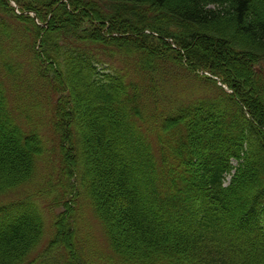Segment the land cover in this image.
<instances>
[{"label":"trees","instance_id":"16d2710c","mask_svg":"<svg viewBox=\"0 0 264 264\" xmlns=\"http://www.w3.org/2000/svg\"><path fill=\"white\" fill-rule=\"evenodd\" d=\"M14 1L0 264H264V0Z\"/></svg>","mask_w":264,"mask_h":264},{"label":"rangeland","instance_id":"374dc122","mask_svg":"<svg viewBox=\"0 0 264 264\" xmlns=\"http://www.w3.org/2000/svg\"><path fill=\"white\" fill-rule=\"evenodd\" d=\"M50 202H51V199H49V203L48 202H46V203H44L45 204V206H50ZM56 210L58 211V212H61L62 210H63V207H56ZM89 222H90V229H91V231H92V227H93V229H94V231H95V225H94V221L92 220V219H89ZM92 226V227H91ZM93 232V231H92Z\"/></svg>","mask_w":264,"mask_h":264}]
</instances>
